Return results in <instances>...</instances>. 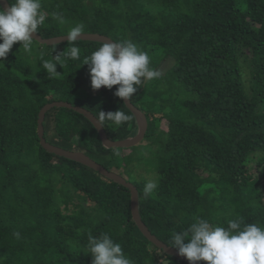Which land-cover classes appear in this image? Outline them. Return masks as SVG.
Returning <instances> with one entry per match:
<instances>
[{
  "label": "trees",
  "instance_id": "1",
  "mask_svg": "<svg viewBox=\"0 0 264 264\" xmlns=\"http://www.w3.org/2000/svg\"><path fill=\"white\" fill-rule=\"evenodd\" d=\"M42 9L48 14L38 29L42 38L67 35L83 23L84 33L134 42L161 73L131 99L147 119L141 144L147 140L148 156L142 148H104L94 126L65 108L46 114L48 143L83 153L132 183L143 223L169 247L171 234L197 217L214 226L236 217L264 226V0H42ZM101 44L77 41L80 59L62 56L60 76L51 78L39 57L51 59L71 42L33 41L30 55L16 43L2 61L0 264H92L89 233L110 235L135 264H187L141 234L127 188L41 146L39 112L58 101L94 116L121 109L131 119L119 127L104 121L108 138L137 135L135 117L114 96L118 85L92 92L82 63ZM121 151L130 153L114 154ZM135 163L158 180L152 196L143 191L147 180L134 175Z\"/></svg>",
  "mask_w": 264,
  "mask_h": 264
},
{
  "label": "clouds",
  "instance_id": "2",
  "mask_svg": "<svg viewBox=\"0 0 264 264\" xmlns=\"http://www.w3.org/2000/svg\"><path fill=\"white\" fill-rule=\"evenodd\" d=\"M8 7L0 6V66L13 45L20 43V50L32 53V45L38 29L45 24L47 13L42 9V0H6ZM52 18L61 25L67 23L63 15L53 12ZM85 32V25L77 23L67 33V42L73 46L51 59L39 57L40 67L51 77L60 76L56 66L62 56L73 60L80 59L78 38ZM19 50V51H20ZM56 50V49H55ZM54 50V51H55ZM151 58L147 51L130 40L103 42L90 55L84 57L83 65L88 66L90 84L93 91L102 87L111 90L119 86L114 96L121 101H131L144 81L158 79L161 73L150 67ZM95 121L102 126L109 121L116 126L127 123L131 117L121 109L114 112L98 111ZM119 155V152L114 153ZM158 188V180L145 182V196H152ZM13 235L19 239L20 233ZM169 243L171 249L187 259L189 264H264V226L257 223L244 224L241 217L230 219L227 226H214L209 220L197 217L187 230L173 232ZM87 251L92 264H135L128 258L120 243L107 233L99 236L88 234Z\"/></svg>",
  "mask_w": 264,
  "mask_h": 264
},
{
  "label": "water",
  "instance_id": "3",
  "mask_svg": "<svg viewBox=\"0 0 264 264\" xmlns=\"http://www.w3.org/2000/svg\"><path fill=\"white\" fill-rule=\"evenodd\" d=\"M0 6L7 8L8 4L6 3V0H0ZM66 36L67 35L44 39L37 34L33 38L35 39L34 41H36L39 44L47 45V46H54V45H58L61 43H66L67 42ZM78 39H79L78 41H90V42H97V43L110 42V40H111L109 37L99 35V34H91V33H83V35L81 37H79ZM124 103L136 119V123L138 126V132L134 138L120 140V141H112L108 138L105 130L103 129V126L99 125L95 121V118H94L95 116L90 111H88L82 107H79V106H73L72 104L67 103V102L58 101V102H53V103L45 105L39 112L38 121H37V133H38V137L40 139L41 146L51 154H54V155H57L59 157H64L66 159H70V160H73L75 162H78V163L94 170L95 172L99 173L100 175L106 177L107 179L112 180V181L124 186L125 188H127L130 191L132 218H133V221L136 224L137 228L141 232V234L149 242H151L158 249L162 250L164 253L171 255V256H174V257L184 261L185 263L189 264V262L187 261L186 258L179 256L175 249H171L169 246H167L166 244L161 242L145 226V224L143 223V221L140 217V213H139L138 192L132 183L127 182L126 179H124L120 175L107 170L106 168H104L103 166H101L100 164H98L97 162H95L94 160H92L91 158L86 156L85 154L80 153V152L67 151V150L61 149L59 147L53 146L50 143H48L44 138L43 124H44L46 114L51 109H54V108H65L68 110H72L76 113H79L80 115H83L94 126V128L96 129V131H97V133L101 139V142H102V145L104 148H106V149H130V148L138 145L139 143H141L143 141L144 136H145L146 131H147L148 123H147V119H146L145 115L142 113V111L139 110L135 105H133L131 103V101H127V102L124 101Z\"/></svg>",
  "mask_w": 264,
  "mask_h": 264
},
{
  "label": "rangeland",
  "instance_id": "4",
  "mask_svg": "<svg viewBox=\"0 0 264 264\" xmlns=\"http://www.w3.org/2000/svg\"><path fill=\"white\" fill-rule=\"evenodd\" d=\"M82 90H83V92H81V93H85V96L89 97L88 96L89 92H87V89L83 88ZM92 92H93V90H92ZM60 115H63V114L61 113ZM161 129H163V130L167 129V122H165V121L162 122ZM146 141L147 140H145V142H143L144 144L140 143L141 145H136V146L132 147L131 150L136 151V150H139V149L141 150V148H142L143 152H144V150L146 151V149L144 148V147L147 146ZM152 148L155 149V147H152ZM126 150H128V149H126ZM147 152H149V150H147L146 154H145V155L148 156ZM129 153H130V151H121L119 154H120V156H124V155L129 154ZM132 170L134 171V175L137 176V177H143L146 180L155 179V178H152V176L147 172L146 167H144L143 164L139 165V164L135 163L134 167H132Z\"/></svg>",
  "mask_w": 264,
  "mask_h": 264
}]
</instances>
